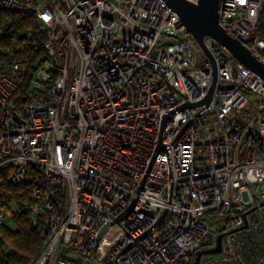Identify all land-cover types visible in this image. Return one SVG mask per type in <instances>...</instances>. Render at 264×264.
I'll use <instances>...</instances> for the list:
<instances>
[{"label": "built area", "instance_id": "built-area-1", "mask_svg": "<svg viewBox=\"0 0 264 264\" xmlns=\"http://www.w3.org/2000/svg\"><path fill=\"white\" fill-rule=\"evenodd\" d=\"M197 3L198 0H189ZM36 28L0 36V226L45 220L26 264H264V79L163 0H0ZM264 0H221L219 23L264 63ZM14 36V38H13ZM199 46V45H198ZM201 48V47H200ZM202 49V48H201ZM203 50V49H202ZM35 173L30 199L6 183ZM134 203L131 211L118 219ZM108 225V226H107ZM107 228L102 232V230ZM1 237V235H0ZM71 251L79 255L70 254ZM13 264H21L15 262Z\"/></svg>", "mask_w": 264, "mask_h": 264}, {"label": "water", "instance_id": "water-1", "mask_svg": "<svg viewBox=\"0 0 264 264\" xmlns=\"http://www.w3.org/2000/svg\"><path fill=\"white\" fill-rule=\"evenodd\" d=\"M163 1L170 8L165 18L171 20L172 10L179 15L180 18L175 21V23L178 22L176 26L184 25L187 28V30H189L193 34L198 45L203 49V51L209 57L212 63V72H213L212 83L204 97H202L197 101H192V102L190 100H186L183 103L179 104L178 106L162 114L158 141L146 171L149 172V169L153 163V160L158 150L163 149L166 150L167 152L170 176L173 177L170 143L169 144L162 143L165 122L168 117H170L173 113L177 112L180 109L185 110V107L187 106H197L206 103V106L204 108L197 111L186 121V123L177 133L176 137L172 140L174 141L177 138V136L181 133V131L185 128L187 123L195 115L200 114L210 105L218 78L217 63L214 55L212 54V51L207 47V45L204 42L205 37L211 36L215 38L236 59L244 63L250 69L257 72L263 79H264V63L261 60H259V58L252 51H250V49H248L242 42H240L239 39H237L234 35H232L227 29H225L219 23V10H220L221 0H198L197 3H193L189 0H163ZM134 203L135 202H133L132 205L121 216L118 217V219H121L127 213H129ZM107 226L102 230V232L107 228ZM222 236L223 234H219L217 236L216 238L217 245L215 247H211V249H206V250H204V248L199 249L196 252L193 264H200V259L204 252H209V253L220 252L221 244H222Z\"/></svg>", "mask_w": 264, "mask_h": 264}, {"label": "trees", "instance_id": "trees-1", "mask_svg": "<svg viewBox=\"0 0 264 264\" xmlns=\"http://www.w3.org/2000/svg\"><path fill=\"white\" fill-rule=\"evenodd\" d=\"M8 25L17 27L18 31L15 37L21 39L19 32L26 28H36L37 22L33 14L0 7V29ZM261 27L264 30V20ZM11 40L10 37L0 36V45L9 44ZM34 179L35 173L31 171L23 183L10 184L7 182L6 185L13 191L15 198L28 200ZM12 220L15 224L14 228L6 224L0 226V264H13L15 262L26 264L30 256L40 248L45 220L40 218L38 224L34 226L30 221L29 211L25 209L16 211L12 215Z\"/></svg>", "mask_w": 264, "mask_h": 264}, {"label": "rangeland", "instance_id": "rangeland-1", "mask_svg": "<svg viewBox=\"0 0 264 264\" xmlns=\"http://www.w3.org/2000/svg\"><path fill=\"white\" fill-rule=\"evenodd\" d=\"M203 53H204L203 50L200 48V46L197 45L195 48V55H196L197 62H199V63L201 62V60L203 59V55H204ZM5 224L9 227H12V228L15 227V224L12 220V216L6 218ZM206 249H211V247H209V246L204 247V250H206ZM70 254L76 255V256L79 255L75 251H71ZM212 255H215V254H212L209 252H204L202 257H201V261H204L206 258L211 257Z\"/></svg>", "mask_w": 264, "mask_h": 264}]
</instances>
